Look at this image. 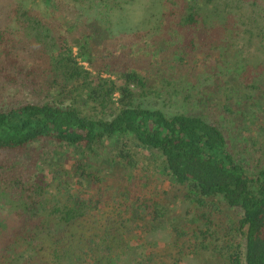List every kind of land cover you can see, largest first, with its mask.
Returning <instances> with one entry per match:
<instances>
[{
  "label": "trees",
  "instance_id": "trees-1",
  "mask_svg": "<svg viewBox=\"0 0 264 264\" xmlns=\"http://www.w3.org/2000/svg\"><path fill=\"white\" fill-rule=\"evenodd\" d=\"M133 1L0 0V204L36 222L0 216V264L46 262L51 220L71 238L53 233L55 264H116L92 197L70 200L67 180L53 193L47 178L18 172L34 143L72 150L79 185H97L106 167H90L101 156L145 184L155 171L169 177L188 204L182 220H169L136 179L125 191L130 211L167 217L176 243L191 241L206 264H264V0H157L161 25L114 31ZM196 72L210 77L197 88L200 112L158 107L193 102L180 85Z\"/></svg>",
  "mask_w": 264,
  "mask_h": 264
},
{
  "label": "rangeland",
  "instance_id": "rangeland-1",
  "mask_svg": "<svg viewBox=\"0 0 264 264\" xmlns=\"http://www.w3.org/2000/svg\"><path fill=\"white\" fill-rule=\"evenodd\" d=\"M38 5L39 8L44 9L45 2L39 1ZM163 11L164 8L157 0H135L128 4L124 11L116 12L113 18L114 31L154 28L158 24H162ZM197 73L191 76V78H186L185 76L183 78L184 82L180 85L183 92L191 93L193 102L186 103L183 100L181 102L174 100L167 103L166 106L160 103L158 107L168 113H175L177 111L187 113L200 112L199 105L197 106L196 102V96L199 94L197 88L203 86L206 80L209 82L210 77L206 73L203 75ZM225 126L228 130L231 144L236 149H244L245 144L234 134L231 125L225 124ZM259 126L264 131V126L261 124ZM106 153L108 155L107 151L104 152V155ZM20 156L21 164L18 166V172L23 175L30 173L38 174L40 178H47L48 182L51 181L49 186L53 193H57V187L64 180H67L69 185L65 192H70V200L76 199L74 197L78 196L83 197L85 200L92 197V202L90 201V203H92L94 208L91 211V215L92 219L94 218L98 224L96 232L99 231L101 233L104 230L111 232L112 247L114 249L113 258L116 264H140L142 262L144 264H206L204 260L211 261L210 255H207L203 251L200 253L192 252L189 248L191 241L187 240L186 245L181 248L182 240L176 243L171 225L166 220L167 217H164L159 224L152 222L144 214L131 212V209L128 208L129 205L127 206L125 200L127 198L125 191H127L131 179H136L139 182L140 188H143L144 197L158 199L164 204L169 212V220L172 219L171 217L175 220L177 218H179L177 220H182V217L188 214V204L184 201L179 187L169 177L160 176L155 171L152 172L149 182L145 184L142 182V177H138L136 172L126 171L124 167L118 165L108 167L106 157L101 156L100 163L90 167L93 169L92 171L99 168L98 166L106 167V169L97 173V176L100 178L97 181V185L91 186L92 184H86L87 179H84L82 181L84 183L79 185L77 183L82 177L75 172L73 163L76 160V154L70 149H61L53 144L34 143ZM139 197L141 198V195ZM47 203L45 206L50 207L51 202ZM43 213L42 215H45V212ZM0 216L5 222H11V219H14V224L22 223L23 225H28L36 223L34 222L35 220L31 221L28 217L18 218L4 204H0ZM222 219L227 220L228 216L224 215ZM51 225H54V228H50L52 234L48 232L45 235L47 246L50 249L47 252V261L43 262V264L56 263L52 255V249L55 247L57 234L65 236L66 242L70 241L69 244H71L70 234L61 224L51 220ZM53 233L56 234L54 238ZM3 239L4 235H0V247ZM119 242L124 246H119ZM175 258L178 260H175ZM72 261L71 257H65L62 264H72ZM95 261L102 260L94 259L92 256H86L84 259L85 264H92ZM211 264L215 263L211 262Z\"/></svg>",
  "mask_w": 264,
  "mask_h": 264
}]
</instances>
